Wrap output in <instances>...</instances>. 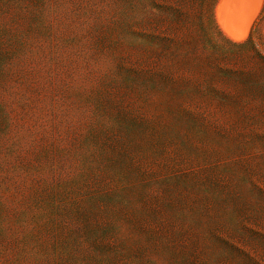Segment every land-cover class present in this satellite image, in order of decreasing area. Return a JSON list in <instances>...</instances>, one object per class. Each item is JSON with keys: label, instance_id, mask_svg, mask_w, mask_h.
Segmentation results:
<instances>
[{"label": "rangeland", "instance_id": "obj_1", "mask_svg": "<svg viewBox=\"0 0 264 264\" xmlns=\"http://www.w3.org/2000/svg\"><path fill=\"white\" fill-rule=\"evenodd\" d=\"M263 20L0 0V264H264Z\"/></svg>", "mask_w": 264, "mask_h": 264}, {"label": "trees", "instance_id": "obj_2", "mask_svg": "<svg viewBox=\"0 0 264 264\" xmlns=\"http://www.w3.org/2000/svg\"><path fill=\"white\" fill-rule=\"evenodd\" d=\"M230 43H232V45H234V46H237L239 48H242V47H245V46H247L249 44H252L253 42H252V38L250 37L247 41H245L243 43H234V42H230Z\"/></svg>", "mask_w": 264, "mask_h": 264}, {"label": "bare ground", "instance_id": "obj_3", "mask_svg": "<svg viewBox=\"0 0 264 264\" xmlns=\"http://www.w3.org/2000/svg\"><path fill=\"white\" fill-rule=\"evenodd\" d=\"M225 15H227V14H225ZM224 19H225V18H224ZM241 33H242V32H241ZM228 35H229V34H228ZM230 36H231V35H230ZM238 36H239V35H238ZM236 37H237V35H236ZM241 38H242V37H241ZM241 38H240V39H241ZM237 39H238V38H237Z\"/></svg>", "mask_w": 264, "mask_h": 264}]
</instances>
